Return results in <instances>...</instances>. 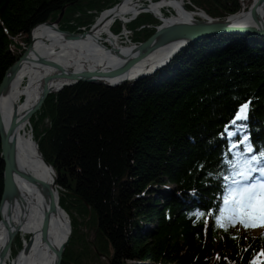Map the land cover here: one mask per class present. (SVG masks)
Returning a JSON list of instances; mask_svg holds the SVG:
<instances>
[{"label":"trees","instance_id":"16d2710c","mask_svg":"<svg viewBox=\"0 0 264 264\" xmlns=\"http://www.w3.org/2000/svg\"><path fill=\"white\" fill-rule=\"evenodd\" d=\"M119 1L0 0V83L35 24L54 20L65 6L58 27L80 32ZM187 1L211 17L240 8L239 0ZM159 23L142 12L124 26L136 43ZM122 25L116 21L112 31ZM246 102L247 119L233 125ZM29 121L70 220L60 264H264V228L217 222L223 161L242 151L228 153L231 144L246 135L264 148L263 36L211 35L137 80L63 86ZM2 172L0 154V198ZM12 243L10 254L22 246L19 236Z\"/></svg>","mask_w":264,"mask_h":264},{"label":"bare ground","instance_id":"6f19581e","mask_svg":"<svg viewBox=\"0 0 264 264\" xmlns=\"http://www.w3.org/2000/svg\"><path fill=\"white\" fill-rule=\"evenodd\" d=\"M254 1L250 0L249 5ZM240 4V9L227 15L228 21L246 24L250 22V19L248 18L249 14L245 13L247 10L245 0H240ZM165 6L171 7L173 14L163 19L164 22L196 16V13L181 9L180 0H158L156 2L151 1L145 5L138 4L137 0H122L115 7L111 6L101 11L95 19L91 32L83 39L70 40L62 38L55 31L56 29L45 24L37 25L32 30V48L30 53L21 62L10 85L0 98V116L3 128L8 127L14 115L18 118V120L16 119L17 124L12 128L7 139L8 146L14 151L16 161L12 174L13 188L7 199L10 201L9 215H11L8 220L12 225H20L21 234H32V239L27 254H24V252L18 253L20 250H17L12 256L10 251L9 253L6 252L7 254L5 253L6 255L0 264H54V253H56L57 247L64 240L68 230V215L51 213L42 239V211L47 208V204L40 191L35 187L34 181L37 180L48 184L52 173L39 158L38 147L35 145L34 139L28 130V123L20 120L21 115L38 99L43 84V77L55 70L54 67L58 64L62 65L66 70H80V68L85 69L86 67L104 70L105 67L112 66L119 59L109 54L104 47V41L111 42L113 46H118L115 36L112 35L110 30L112 23L116 19H120L125 23L128 20V18H125L133 13L137 16L142 12H150L157 16L161 14L162 7ZM144 8L149 9V11L143 10ZM257 12L259 18L263 20L264 0L258 6ZM129 46H121L119 48L126 49ZM173 47H163L152 53L144 60L146 63L144 68L149 65V71ZM39 59H42V61L44 59L45 61L41 62ZM139 68L133 67L132 72H137ZM58 82L60 81L52 80L48 83L52 91L59 85ZM28 122L30 123L29 120ZM2 215L6 217L8 214L4 211ZM26 240L25 238L24 243ZM6 241L5 230L0 224V249H5Z\"/></svg>","mask_w":264,"mask_h":264},{"label":"water","instance_id":"95a60500","mask_svg":"<svg viewBox=\"0 0 264 264\" xmlns=\"http://www.w3.org/2000/svg\"><path fill=\"white\" fill-rule=\"evenodd\" d=\"M167 1V0H166ZM263 2V0H255L251 5L247 6V10L245 13H248V18L250 22L246 24H240L238 22L228 21V17H211L204 12H201V18H185L182 20H174L164 22L163 19L168 18V16L157 15L156 17L161 21L156 27L155 31L147 37L143 41L136 42L129 46L126 49L119 48V46H113L111 42H108V45H103L109 54L116 56L119 60L117 63L112 66H107L104 70L101 69H90L88 67L80 68V70L72 69L66 70L62 65L58 64L54 67L50 74L43 77V84L36 102L30 106L26 112H24L20 120L26 121L28 124L29 117L39 109L44 99L49 93L56 92L60 90L63 86L71 85L76 83L77 81H86V82H95L105 86H116L123 82L137 80L143 76H147L153 74L160 67L164 66L178 51L184 48L186 45L192 43L195 40L208 37L216 34H248V35H260L264 37V18L263 20L259 18L257 8ZM120 3V2H119ZM119 3H116L118 5ZM63 6L57 15V17L50 21L45 20L44 22L35 24L29 31V41L22 52V54L16 59V61L5 71V74L0 83V98L3 95L5 89L10 85L14 74L17 72V69L21 62L28 56L30 53V49L32 48V38L31 33L32 30L40 24L49 25L50 27L56 29L55 31L62 37L70 40H80L83 39L86 35L92 30V25L82 32H70L68 30H62L58 27V23L62 17ZM181 9L188 10L184 4L183 0H180ZM241 8V4H240ZM239 8V9H240ZM243 8V7H242ZM143 10H148L144 8ZM189 11V10H188ZM101 13V12H100ZM133 13L130 18H133L135 15ZM129 18V19H130ZM174 46L164 57L161 59L159 63L153 65L151 69H149V65L144 68L146 64L144 60H146L152 53L155 51L167 47ZM39 61L44 62L45 60L39 59ZM54 62V61H53ZM55 63V62H54ZM46 65V64H44ZM133 67H140L137 72H132ZM53 68V67H52ZM52 80H59V85L52 91L49 87V82ZM62 80V81H61ZM18 118L14 115L7 128H3L0 116V143H1V158L3 161V191L0 198V224L5 230L6 242L5 249H0V263L4 259V256L9 253L10 246L15 237V234L20 232V225H12V223L8 220L11 217L9 215V203L7 200L9 194L13 188V170L15 168V155L14 151L10 149L8 146V137L9 133L12 131V128L17 124ZM6 129V130H5ZM35 145L37 146L36 141L34 140ZM38 154L41 162L44 166L48 167L51 170L52 177L50 182L42 183L40 181L35 180V187L40 191L43 196L45 203L47 204V208L42 211V224H41V234L42 239L44 232L46 231L48 224V217L51 213H64L66 216V212L59 204V197L57 192V175L52 167V165L43 157L41 152L38 149ZM22 172V171H19ZM23 173V172H22ZM18 174V173H17ZM23 176H25L23 174ZM28 177V176H26ZM7 212V216L4 217L2 214ZM67 232L64 240L57 247L55 254V262L54 264H60L62 253L64 251L65 246L67 245L70 234H71V226L70 221L67 223ZM32 234L28 235L25 243H22V247L19 249L20 252H24L27 254L29 249V245L31 243ZM9 246V247H8ZM54 251V249H53ZM7 252V253H6ZM6 253V254H5ZM18 255V254H17Z\"/></svg>","mask_w":264,"mask_h":264},{"label":"snow or ice","instance_id":"6c2138e0","mask_svg":"<svg viewBox=\"0 0 264 264\" xmlns=\"http://www.w3.org/2000/svg\"><path fill=\"white\" fill-rule=\"evenodd\" d=\"M248 109V102L242 104L232 124L246 120ZM225 134L234 135L227 127ZM242 145L244 148L238 155L225 161L228 174L222 177L225 191L217 222L225 229L236 224L244 229L264 228V151L256 154L245 136L239 142L232 143L228 153H237ZM254 174H259L261 179L257 180ZM260 255L264 256V251Z\"/></svg>","mask_w":264,"mask_h":264},{"label":"rangeland","instance_id":"374dc122","mask_svg":"<svg viewBox=\"0 0 264 264\" xmlns=\"http://www.w3.org/2000/svg\"><path fill=\"white\" fill-rule=\"evenodd\" d=\"M122 0H120L119 2H121ZM138 1V4H143V5H145V4H148L150 1H152V0H137ZM153 1H156V0H153ZM169 1V0H168ZM245 1H248V0H245ZM119 2H117V3H119ZM239 2H240V0H239ZM183 4H184V6L190 11V12H192V13H196V16H194V18H201V12H205L202 8H194L193 7V5L191 6L189 3H188V1L186 2V0H183ZM115 5V4H114ZM114 5H112V6H114ZM169 8H171V7H169V6H165V7H162V10H161V14H162V12H167L168 10H169V14L168 15H170V14H173V11H171ZM107 9V8H106ZM172 9V8H171ZM105 10V9H104ZM103 11V10H102ZM163 15V14H162ZM168 15H164V16H168ZM130 16L131 15H128L125 19H127L128 18V20L127 21H125V22H128L129 20H131V19H133V18H135L136 17V15L133 17V18H130ZM130 18V19H129ZM95 21V20H94ZM116 21H119V22H121V23H123V21H121L120 19H116L113 23H112V25L110 26V30H111V33H112V35L113 36H115V41L117 42V45L119 46V47H121V46H129V45H131V42L132 43H135V42H133V40L132 41H127V40H125V38H123V37H121V35L122 36H125V35H129L130 33H124V31L122 30V28L123 27H125L124 26V23H123V25H122V28H120V30L118 31V32H113L112 31V28H113V26H115V23H116ZM94 23V22H93ZM126 28V27H125ZM80 32H82V31H80ZM131 35V34H130ZM104 45H108V42L107 41H104ZM37 111V110H36ZM35 113V112H34ZM33 113V114H34ZM47 122V121H46ZM29 126H28V130L30 131V133H31V129H30V123L28 124ZM32 135V134H31ZM57 192H58V188H57ZM69 218V217H68ZM70 221V220H69ZM148 225V224H147ZM146 226V225H145ZM148 226H150V225H148ZM92 229V228H91ZM93 234H94V232L91 230V234H90V232H88V237L90 238V239H92V241H94V238H95V235L93 236ZM16 236H19L20 237V240H21V243H23L24 242V240H25V238L27 239L28 238V235H23V234H21V232H18V233H16L15 234V237ZM14 246V244L12 243V246L9 248V249H11L12 247ZM14 247H16V246H14ZM15 251V249H13L12 250V252H14ZM10 253H11V251H10ZM15 253H12V256L14 255Z\"/></svg>","mask_w":264,"mask_h":264},{"label":"built area","instance_id":"2783aa9c","mask_svg":"<svg viewBox=\"0 0 264 264\" xmlns=\"http://www.w3.org/2000/svg\"><path fill=\"white\" fill-rule=\"evenodd\" d=\"M186 2H187V0H186ZM188 3L190 4L189 1H188ZM193 7L196 8L195 6H193ZM122 30L124 31V33H130V34H131V31L128 30V29H126V28H124V27L122 28ZM130 34H129V35H125V36H122V35H121V37L125 38V40H127V41H129V40L132 41L131 38H130ZM115 39H116V38H115ZM130 41H129V42H130ZM131 44H132V42H131Z\"/></svg>","mask_w":264,"mask_h":264}]
</instances>
